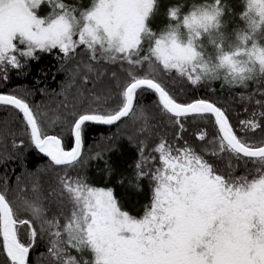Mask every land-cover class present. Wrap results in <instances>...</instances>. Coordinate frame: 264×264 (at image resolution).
<instances>
[{
  "label": "snow or ice",
  "instance_id": "snow-or-ice-1",
  "mask_svg": "<svg viewBox=\"0 0 264 264\" xmlns=\"http://www.w3.org/2000/svg\"><path fill=\"white\" fill-rule=\"evenodd\" d=\"M45 4L51 11L41 15ZM157 7L158 0H95L90 9L79 11L60 0H0L4 79L9 66L23 69L28 60L39 59L38 53L54 49L61 54L62 68L80 55L81 46L97 63L126 62L121 64L123 77L113 72L114 83L103 95L81 94L79 106L69 110L59 130L28 98L30 91L0 94V107L19 120L29 143L50 161L47 168L28 174L32 198L19 194L21 177L16 188L5 183L0 189L2 264H264V99L241 95L249 115L234 119L231 106L208 97L185 98L156 76L151 69L158 63L164 74L175 72L191 85L200 84L198 75L185 70L193 66L195 71L199 54L193 42L183 41L176 28L159 34L150 28L148 21ZM178 12L172 8L170 18L176 19ZM213 19L208 12H193L184 24L199 35ZM145 62L148 71L142 70ZM85 67L97 71L91 64ZM78 73L79 65L70 73L73 82ZM245 79H264V74L241 77L247 88ZM148 92L155 115L166 117L181 132L185 122L207 128L200 131L198 142L211 139L218 143L219 153L252 159L259 166L237 175L231 165L225 170L218 153L208 154L202 145L185 142L173 149L160 143L159 167L136 165L137 179H148L152 185L142 216L123 210L111 188L93 187L83 178H61L57 216L66 222L56 216L48 219L40 203L41 176L52 168L66 172L86 164L85 137L91 125L119 126L137 116L147 120L151 112L142 100ZM251 104L255 107L250 109ZM9 131L3 122L0 137ZM65 196L72 205L66 217ZM46 235L47 252L34 262L30 253Z\"/></svg>",
  "mask_w": 264,
  "mask_h": 264
},
{
  "label": "trees",
  "instance_id": "trees-1",
  "mask_svg": "<svg viewBox=\"0 0 264 264\" xmlns=\"http://www.w3.org/2000/svg\"><path fill=\"white\" fill-rule=\"evenodd\" d=\"M60 2L79 11H85L91 8L95 0H60ZM206 2L207 0H158L157 10L148 24L158 34L168 31L170 27L176 28L183 41L191 40L197 50L203 52L208 58H215L221 46L224 49H232L239 45L234 30L243 25L240 14L244 11L245 5L243 0H222V3L226 4L223 19L227 26L220 31L200 28L199 35H197L184 24V18L196 12ZM46 6L47 4L42 5L41 15L48 14L44 10ZM172 8L179 10L176 19H171L169 16ZM78 52L80 55H77L73 62L63 68L61 67L62 60L58 59L61 54L56 49L49 53H38L39 59L28 60L23 69L9 66L6 73L7 79H4V70L0 68V93L8 94L15 90L23 95L25 91H30L31 95L28 98L34 105L41 106V110L46 113L45 120L59 130V125L67 117L69 110L74 105L79 106L81 94L85 98L93 93L103 95L106 87L114 83L113 72L117 74V78H122L124 75L121 64L126 62L113 63L100 60L97 63L90 59V53L85 54L83 46L78 49ZM89 64L97 71L89 72L85 67ZM77 65H79V73L73 82L70 73ZM142 70H149L147 62ZM151 71L169 83L175 92H183L185 98L208 97L226 106H231L234 119L249 115L244 112L245 104L240 100L241 95L255 94L256 99H264L261 95L264 93V79L249 81L247 88L223 81L191 85L186 77H181L178 73L164 74L158 63L153 65ZM101 72V78L97 80L96 77ZM84 77L88 79L85 80ZM70 82L71 87H68ZM142 103L148 106L151 112L147 120L137 116L113 128H100L93 125L88 128L84 154L86 164L83 167H69L66 172L59 168H52L41 176L39 192L43 199L40 203L48 219L56 216L61 223L66 222L63 217L57 216L61 210L58 202L61 178L73 181L83 178L93 187L111 188L123 210L138 218L142 216L145 206L150 203L152 185L148 179H137L136 165L142 162L146 169L152 170L159 167L161 164L158 151L160 143L170 145L173 149L184 146L185 142L197 146L202 145L208 154L218 153L225 170H228L231 165L237 175L254 171L259 166L251 159L240 160L226 153H219L218 143L211 139L198 142L200 131L207 132V128L201 129L197 125L185 122L186 130L181 132L179 127L172 125L166 117L155 115L154 98L150 92L145 93ZM247 106L250 109L255 107L254 104ZM235 113H239V116H235ZM5 121L10 131L0 137V189L5 183L16 188L17 177H21L24 183L19 194L32 198L34 192L32 184L27 180L28 174L47 168L50 162L29 143L21 130L22 125L19 120L14 119L3 107H0V126ZM141 148H143V158ZM71 209L72 205L65 196L63 204L65 217L70 214ZM47 247L48 237L46 235L31 251L30 259L34 262L40 260L46 254ZM4 259L5 256L0 251V264Z\"/></svg>",
  "mask_w": 264,
  "mask_h": 264
},
{
  "label": "clouds",
  "instance_id": "clouds-1",
  "mask_svg": "<svg viewBox=\"0 0 264 264\" xmlns=\"http://www.w3.org/2000/svg\"><path fill=\"white\" fill-rule=\"evenodd\" d=\"M244 11L240 14L243 25L234 30L239 45L232 49L222 46L215 58H208L199 50L198 58L193 66H187L186 72L200 77V83L223 81L228 84L241 85V77H254L264 74V0H243ZM226 4L222 0H207L205 5L197 9V13L208 12L214 19L208 30L220 31L225 28ZM230 11V9H228ZM235 77V79H234ZM252 80L245 79L244 82Z\"/></svg>",
  "mask_w": 264,
  "mask_h": 264
},
{
  "label": "water",
  "instance_id": "water-1",
  "mask_svg": "<svg viewBox=\"0 0 264 264\" xmlns=\"http://www.w3.org/2000/svg\"><path fill=\"white\" fill-rule=\"evenodd\" d=\"M0 94H3V93H0ZM93 126H96V127H100V128H113V127H115L116 125H112V126H108V125H93ZM33 147H34V145H33ZM35 148V147H34ZM36 149V148H35ZM36 151L40 154V155H42L46 160H48L49 161V159L43 154V153H40L39 152V150L38 149H36ZM247 159V158H246ZM252 160V159H251ZM50 162V161H49ZM31 254V253H30Z\"/></svg>",
  "mask_w": 264,
  "mask_h": 264
},
{
  "label": "rangeland",
  "instance_id": "rangeland-1",
  "mask_svg": "<svg viewBox=\"0 0 264 264\" xmlns=\"http://www.w3.org/2000/svg\"><path fill=\"white\" fill-rule=\"evenodd\" d=\"M70 7H72V6H70ZM44 10H45L47 13H49V12L51 11V8H50L49 5H47L46 7H44ZM85 11H86V10H85ZM21 47H23V46H21Z\"/></svg>",
  "mask_w": 264,
  "mask_h": 264
}]
</instances>
